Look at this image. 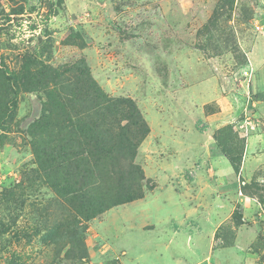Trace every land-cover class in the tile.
Listing matches in <instances>:
<instances>
[{
    "label": "rangeland",
    "instance_id": "1",
    "mask_svg": "<svg viewBox=\"0 0 264 264\" xmlns=\"http://www.w3.org/2000/svg\"><path fill=\"white\" fill-rule=\"evenodd\" d=\"M256 43L264 0H0V264H264V145L243 159L248 137H264V114L231 87L264 75L250 66ZM82 61L107 102L132 100L146 124L133 159L40 160L57 159L69 131L82 152L96 107L74 73L15 92L10 75ZM50 91L81 114L64 123L55 103L44 113ZM126 108L113 110L114 135ZM225 154L240 159L236 179ZM93 198L110 207L85 221L79 201Z\"/></svg>",
    "mask_w": 264,
    "mask_h": 264
},
{
    "label": "trees",
    "instance_id": "2",
    "mask_svg": "<svg viewBox=\"0 0 264 264\" xmlns=\"http://www.w3.org/2000/svg\"><path fill=\"white\" fill-rule=\"evenodd\" d=\"M44 70L45 72H40V73H35L34 71H30V72L28 71V75H23V74L17 75V74L12 73L9 79L11 80L9 83L10 87L7 88V91L15 92L17 89H19V85L21 84H22V87L25 86L26 89L31 88V87H45L49 83L55 82L54 80L56 78H60V76H62L63 74L70 72L76 75L78 79L77 83L83 82V84L81 85L85 87V88L83 87L78 88L77 95L85 94V97L86 95H89L92 99H88V100H90L93 103L94 107H96L95 111L97 112L96 114H94L96 118L94 120H92V118L87 119L88 122L90 120L92 121L90 122V124H87L85 122V124L82 126L83 129H81V132H79V134L82 137H84L85 140L87 141V145H85V147L82 148V152H78L77 149L73 148L74 144L76 143V141L74 140L75 139L77 140V138L73 134H69L70 132L69 131V132H66L67 134L66 138H68L67 140L68 142L66 143L67 148L62 147V146L58 147L59 152H58L57 159L53 156V153L51 154L47 152H40L38 156L41 155L40 160L42 161V163L44 164L48 163L49 165H51L54 162L62 163L63 161H67L70 159L72 160L80 159L82 154H86L87 156H90V157L92 156V158L93 156L97 157V158H93L92 160L93 163L96 165H97V161H102V160H105L106 158L110 161L112 165H115V162L120 160L119 156L121 153L124 154L123 157L126 154L129 155V157L132 159L135 157V152H136L135 149L137 148L139 143L143 140L144 135H146L149 131H148L146 124L142 120L138 109L132 102V100L130 99L115 100L114 105L111 104L110 102H107L109 101V99L104 98L103 95L100 94L99 91L94 86H92L94 83H92L91 85L87 82L86 77H88L89 74H88L87 67L84 61L81 62L80 67H78L77 63L75 62L73 64H68V65L59 66L55 68L45 67ZM58 96H59L58 94L52 91L47 93L48 102L44 104L45 105L44 113L47 112L46 106H51L55 103L56 105L60 107V112L58 115L65 114L64 116H67L68 114H72V113L81 114L80 106L78 104H77L78 107H76V103H72L71 106H68V108L67 107L65 108V106L61 102L58 101ZM85 97H81V98H85ZM81 101H84V100H81ZM106 103L111 104V107H107ZM12 105L14 106V103H12ZM118 105L127 107L126 109L130 111V114H128L126 117L129 124L126 125L125 128H123V126L122 127L119 126L118 129H121V128L123 129H121L120 133L114 135L111 133L112 131L110 132L108 128L106 129V126L114 121L113 116H112L114 114L113 110ZM98 106L101 107L100 109H102V111H99V109H97ZM2 111L3 110H0V129L5 130L6 129V123L4 122L5 116L1 115L3 114ZM85 111H89V110L85 109ZM106 116H109V117L106 118ZM63 121L64 123L65 121L70 122L71 121L70 116L68 115L67 119ZM199 132H201L200 129H199ZM225 156L227 157L233 171L236 174H238L239 168L241 165L239 163L240 159L236 161L227 154H225ZM55 170H57V165H56ZM96 170H97V166H96ZM47 172L48 170H46V173ZM76 172L80 177L74 176ZM70 177L71 179H73V183L77 182L76 181V177H77L79 178L80 183L81 184L83 183L85 185L84 186L85 189L90 188L87 184H85V180H87L88 178L86 175V172L85 174L84 173L80 174L79 171L75 169L72 172V176ZM64 178L66 179V181H69V178L67 176H65ZM57 182L58 181L55 178L54 180L52 179L51 186L54 188V190L59 195H63L65 188H61L57 184ZM120 187L121 189H124L121 186V184H120ZM124 191H129V188L128 187L125 188ZM78 197L79 195L75 196L74 198H78ZM134 197L135 196L131 197L130 195L124 198H120L114 201L113 204H111V206L130 202L135 199ZM94 201L95 203H97V205H99L97 206V208L96 206H93ZM103 204L104 202L99 203L98 198L97 199L93 198V201H90V199L79 201V207L82 213V215H79V216L83 220L87 221L90 218L95 217V215L100 214L102 211L110 207V205L104 206ZM236 218H238L240 221L241 216H237L236 214ZM74 223L76 224V221H74Z\"/></svg>",
    "mask_w": 264,
    "mask_h": 264
},
{
    "label": "crops",
    "instance_id": "3",
    "mask_svg": "<svg viewBox=\"0 0 264 264\" xmlns=\"http://www.w3.org/2000/svg\"><path fill=\"white\" fill-rule=\"evenodd\" d=\"M259 52H262V55L259 54ZM250 66L252 69H260L264 64V44L262 43H256L253 45L251 51L248 53ZM241 87L238 85H235V83L231 84L232 89L234 92L232 93L233 96H239L238 93L241 94V99L243 101L247 100L246 94L250 93L253 96V99H251L252 106L256 107V111L254 114H264V75L261 77L254 78L251 83H244L241 82ZM223 99H221L222 101ZM248 102V100H247ZM264 145V137L262 135H251L248 137L245 145V156H244V162L247 158V156L251 155V152H256L260 145ZM221 167L227 169L224 172L228 173V177H232L234 174L233 169L231 165L229 164L228 160L224 156L218 157ZM255 165H257L256 159H254ZM234 177V176H233ZM236 179V175H235Z\"/></svg>",
    "mask_w": 264,
    "mask_h": 264
},
{
    "label": "built area",
    "instance_id": "4",
    "mask_svg": "<svg viewBox=\"0 0 264 264\" xmlns=\"http://www.w3.org/2000/svg\"><path fill=\"white\" fill-rule=\"evenodd\" d=\"M244 74L247 75V76L251 75V73H248L247 71H244Z\"/></svg>",
    "mask_w": 264,
    "mask_h": 264
}]
</instances>
